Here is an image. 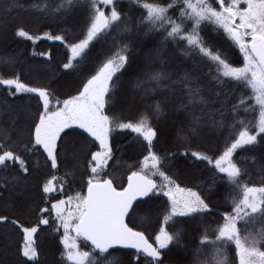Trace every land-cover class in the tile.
<instances>
[{
	"label": "snow or ice",
	"instance_id": "snow-or-ice-1",
	"mask_svg": "<svg viewBox=\"0 0 264 264\" xmlns=\"http://www.w3.org/2000/svg\"><path fill=\"white\" fill-rule=\"evenodd\" d=\"M9 36L0 264H264V0H8Z\"/></svg>",
	"mask_w": 264,
	"mask_h": 264
},
{
	"label": "trees",
	"instance_id": "trees-1",
	"mask_svg": "<svg viewBox=\"0 0 264 264\" xmlns=\"http://www.w3.org/2000/svg\"><path fill=\"white\" fill-rule=\"evenodd\" d=\"M23 2L27 3L28 0H23ZM33 3H36L40 6H43L45 4L49 5L50 8H54L56 7L61 0H32ZM8 5V0H0V14H3V10L7 7ZM35 14V13H33ZM34 46L32 45V43L30 41H25L23 38H18V37H13V36H9L7 39H4L3 37H0V49H9L12 51H21V52H30L32 50ZM35 48L37 51H43V50H47L49 48L53 49L56 53V57L55 59L57 61H62L63 60V55H64V49L61 46H58V42H51V41H47V40H42V41H38L37 44L35 45ZM108 49V45L104 42V41H100L98 42L92 49L91 52V56L92 57H96L98 54L106 52ZM32 67L34 68H39V66L36 64V62L34 61L32 64ZM26 79L29 80H36L39 81L40 77L36 74V72H33L31 75H29L28 73H26L25 76ZM126 79V77H122L121 78ZM61 85H63L61 87V91H69V87H68V81L67 80H63L61 81ZM34 103V102H33ZM134 112V108H129L125 111V115H132ZM11 114L10 113H6L4 115V119L7 120L9 118ZM251 118V117H249ZM172 119V117H168L167 120L162 121V123H167ZM118 140L121 141V143H125L127 141V137H117ZM133 153L130 151L128 153V155H132ZM125 160L127 161L128 164L133 163V160H129L127 156H125ZM62 173H55V175H61ZM5 197H7L9 195V193L5 192L4 193ZM12 198L13 199H19V197H17L16 193L13 192L12 194ZM3 202H0V204H2ZM43 236V234H41ZM48 254L50 256L51 254V249H47ZM231 250H230V255H231Z\"/></svg>",
	"mask_w": 264,
	"mask_h": 264
}]
</instances>
